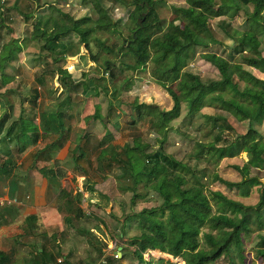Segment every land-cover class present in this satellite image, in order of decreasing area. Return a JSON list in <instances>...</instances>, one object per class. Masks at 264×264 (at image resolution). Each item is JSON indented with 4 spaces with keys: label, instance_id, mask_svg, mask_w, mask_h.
I'll use <instances>...</instances> for the list:
<instances>
[{
    "label": "trees",
    "instance_id": "1",
    "mask_svg": "<svg viewBox=\"0 0 264 264\" xmlns=\"http://www.w3.org/2000/svg\"><path fill=\"white\" fill-rule=\"evenodd\" d=\"M93 1L97 4L99 0ZM112 1L114 3L119 1L124 6L132 5L128 17L134 25L128 40L135 52L122 46H117L114 50L100 37L93 38L94 44L107 53L113 55L119 53L120 57L122 55L131 57V62H119L132 70L144 67L150 60L152 62L150 76L172 100V105L167 110L159 109L153 103L133 101L131 104L135 109L131 123L135 124L144 116L147 117L145 121L149 123V129L159 135V148L148 150L146 143L132 139L130 143L126 142L122 146L111 144L101 146L95 153L97 167L108 164L127 176L129 184L120 188L130 191L132 203L135 199L144 198L148 192L154 194L157 202L154 206L143 207L124 216L123 222L133 220L138 230V234L129 239L128 244L133 246L131 254L137 264H169L168 260L161 258L144 260L142 255L147 250H157L171 257L181 256L183 264H216L220 260L223 264H245L243 242L254 229L253 227L260 224V217L264 214V182L260 184L258 200L254 205H244L226 197L218 190L206 191L186 162L166 153L162 144L166 140L168 124L180 115L183 104L189 122L194 117L201 116L204 121L210 123L211 128H215L213 139L208 142L186 136L187 140H192L193 146L186 156L190 158L207 156L211 161H216L233 146L236 140H239L248 159L241 166L235 165L234 168L239 172L242 180H258L257 176H248V172L250 168L256 171L264 170V144L257 139L256 131L251 126L260 124L264 119V79L254 76L242 68L241 64L264 72V0H184V6L171 5L173 17L167 21L163 32L159 35L156 34L160 31L161 24L155 6L164 3L163 0ZM249 6L251 9L248 10ZM56 11L62 14L59 9ZM238 13H241L243 18L242 33L237 40L227 30L225 35L231 38L228 48L240 61L231 62L214 53L203 52L200 54L201 57L215 67L219 79L202 82L189 72L181 76L180 71L191 58L194 50L197 47L206 48L208 44L214 42L208 20L219 16L232 18ZM137 19H139L138 23ZM88 20L86 16L77 19L67 18L66 22H61L59 25L52 20L50 23L52 28L47 31L43 26L47 25L48 19L46 18L42 23L40 17L35 20L32 37L42 39L40 50L51 56L55 54L53 60L58 61L63 59L64 52L73 45L70 38L72 35L76 37L77 45L82 44L88 50L87 36L91 29L84 25ZM11 52L10 45L3 46L0 50V69L4 61L11 58ZM90 59L96 63V57L92 54ZM101 66L110 78L115 79L113 71L119 66L107 59L101 63ZM45 71H48L50 77L58 74L59 85L67 93L71 86L74 88L77 85H81L82 94L85 96L97 97L99 89L104 94L106 92L105 88L95 84L90 77L86 82L72 80L65 68L57 67L55 70ZM0 76L2 84L11 79L3 73H0ZM33 92L34 101L37 89L33 88ZM8 103L9 101L0 94V108H3L0 114V131L3 119L6 118L5 105ZM213 105L220 106L223 111L237 120H247L246 131L243 134L230 136L233 129L227 123L226 116L199 112L202 107ZM98 110L99 106L96 104L91 116L98 118L103 124V117L99 115ZM37 117V123L33 118L28 117L35 126L34 132L30 135L32 144L40 136L39 133L55 134L56 138L37 149L33 153V158L41 153L46 154V149L56 142L59 143L60 140L57 139L63 134L64 124L63 113L58 109L53 112L38 111ZM24 118L27 119L22 115L17 116L8 124L0 137V145L9 148L5 147L2 155L3 163L0 164L5 173L8 171L7 166L11 164L10 149L16 147V151L20 153L25 148L24 144L20 145L18 142L15 146L11 143L13 148L9 145L12 139L20 141L19 135L24 130L22 125ZM86 118L87 116L84 117ZM71 151L79 152V156L84 155L79 144ZM43 168L40 169L41 172ZM107 171H110L108 167ZM213 178L227 184L216 174ZM86 189L92 190V187L88 185ZM141 190L144 192H140ZM58 195L60 198H65L69 193L61 189ZM79 195L76 194V197L79 198ZM76 197H73L75 201H77ZM80 211L75 207L77 214L71 216L70 220L64 221L68 224L72 223L73 217L75 220L79 219ZM249 214L253 215L251 226L248 224ZM67 216L70 217L69 214L64 217ZM100 225L105 228L102 221L94 226L99 232L102 230ZM83 233L85 239L90 238L95 241L93 245L100 251L104 242L89 230H84ZM31 248L29 264H71L67 259L57 262L56 256L47 253L45 248L41 247L39 252L38 247ZM120 250V257L110 255L109 259L119 262L124 256V248ZM55 253L58 255L57 251ZM254 254L264 260V235L257 234ZM0 264H14L12 255L0 251Z\"/></svg>",
    "mask_w": 264,
    "mask_h": 264
},
{
    "label": "rangeland",
    "instance_id": "2",
    "mask_svg": "<svg viewBox=\"0 0 264 264\" xmlns=\"http://www.w3.org/2000/svg\"><path fill=\"white\" fill-rule=\"evenodd\" d=\"M163 2L155 6V12L161 24L160 31L156 35L163 32L167 21L173 17L171 5H185L184 0H163ZM55 8L59 9L62 14L60 15ZM131 9L132 5L124 6L123 3L119 1L114 3L112 0H99L97 4L93 0H0V50L7 45L12 48L11 58L4 61V65L0 69V73L11 78L4 84L0 83V94L9 101L5 105L6 118L1 124L0 137L8 124L17 116L27 117L22 122L26 131L23 130L19 135L20 141L12 139L9 142L10 146H15L17 142L20 145H25L24 150L20 153L16 151V147H11L13 149H10L9 157L14 162L13 164L20 160L22 164H29L31 170L40 166L39 168L44 167L42 173L45 175L52 169L57 174H61L60 177H63V189L69 195L64 199L66 203H64L63 210L59 214L57 213L56 218H58H55L60 225V230L53 233L55 234L53 239L52 237L47 238L44 243L45 247L48 245L49 250L54 253L59 246L61 250H67V248L75 250L76 254L70 258L71 261L69 260L71 264H137L131 254L133 246L128 243L133 235L138 234V230L133 220H129L127 223L123 222L124 216L143 207L157 204L154 194L151 192H148L144 198L135 199L132 203L130 191L120 188L129 184L127 176L108 164L97 167L95 161L97 149L108 144L122 146L126 142L130 143L132 139H139L147 144L148 150L159 146V135L149 129V123L145 121L147 117L144 116L141 121L135 124L131 123L132 115L135 114V109L131 107L133 101L153 103L163 110L169 109L172 105L169 95L150 76L152 65L150 60L144 67L132 70L120 64V62H131V57L127 55L120 57L119 53L116 55L107 53L103 49H98L93 42L94 37H100L114 50L117 49V46H122L135 52L128 40L134 25V22L128 17ZM249 9H251L250 6ZM84 16L89 18L84 25L91 29L87 36L88 50L82 44L77 45L76 37L72 35L70 38L73 45L64 52L63 59L54 61L55 54L51 56L40 50L43 40L32 37L33 25L37 18L41 17L42 23L46 18L48 19L47 25L43 28L49 31L52 28L50 26L52 20L59 25L61 22H66L67 18L77 19ZM208 27L214 42L208 44L206 48L197 47L194 50L193 55L180 71L181 76L189 72L202 82L219 79L215 67L201 57L200 54L203 52L214 53L231 62L240 61L237 55L228 48L231 38L225 35V30L237 40L244 28L241 13L232 18L225 16L210 18ZM120 51L122 50L120 49ZM91 54L96 57V63L91 61ZM105 59L119 66L113 71L115 79L110 78L102 68L101 63ZM57 67L65 68L74 81L86 82L90 77L95 84L106 89L105 94L99 89L97 97L85 96L82 94L81 85L74 87L75 90L71 86L69 93L63 91L57 79L58 74L50 77L48 71H45L55 70ZM241 67L254 76L264 79V72H259L243 63ZM33 88L37 89L34 101ZM96 104L99 106V115L103 117V124L98 118L91 116ZM1 109L3 108H0V114L2 113ZM55 109L62 111L64 116L63 134L57 139V141L60 140L59 143L56 142L58 144L55 143L46 149V153L58 148L59 145L66 147V153L63 151L65 155L61 160L53 159V156H50L51 161L43 162L45 153L38 154L34 158L33 153L56 136L55 134L43 135L39 133L40 136L32 144L30 135L34 132L35 126L28 117L33 118L37 123L38 111L53 112ZM199 112L226 116L227 123L233 129L230 136L243 134L247 129V120H237L218 105L202 107ZM85 116H87L86 119H84ZM251 126L256 131L257 139L264 144V119L260 124ZM166 130V140L162 144L163 150L176 159L186 162L203 184L204 190H218L226 197L244 205H254L257 202L260 184L264 182V170L249 169L248 176H257L258 180L241 179V175L234 166H241L248 157L242 150L239 140H236L233 146L216 161H211L207 156L187 157V152L193 146L192 140H187L186 136L190 139L208 142L213 139L215 128H211L210 123L204 121L201 116L194 117L189 122L188 117L185 116L183 104L180 115L168 124ZM77 144L80 145L84 155L79 156V152L71 151ZM5 147L0 145V155H3ZM2 158L3 156H0V159ZM107 167L110 171H107ZM214 174L225 180L227 184L214 179ZM88 185L92 187V190L86 189ZM55 193L53 191V195ZM78 193L80 194L79 198L76 197ZM73 197H76L77 201H74ZM54 207L55 209L60 207L56 200ZM75 207L81 210V216L76 222L67 224L64 220H70L71 216L77 214ZM65 214H69L70 217H64ZM62 219L66 224L63 225ZM98 220L102 221L105 226L103 229L100 225L101 232L94 227L99 223ZM52 223H54V219H52ZM252 223L253 215L249 214L248 224L251 226ZM39 226L42 224L40 223ZM253 228L243 242L245 264H264V260L254 254L257 234L264 235V214L260 217V224ZM84 230H89L104 242L100 251L94 247L93 239L84 238ZM38 239L39 235L34 238L35 241ZM28 240L29 238H23L16 250L32 251L30 244H26ZM118 247L124 248V256L119 262H116L109 259V256ZM88 250L91 252L88 253ZM30 252L23 254L16 263L29 264ZM142 256L144 260L161 258L168 260L169 264H183L181 256L169 257L157 250H147ZM57 257L60 261L62 260L60 256ZM216 264H223V261L220 260Z\"/></svg>",
    "mask_w": 264,
    "mask_h": 264
},
{
    "label": "crops",
    "instance_id": "3",
    "mask_svg": "<svg viewBox=\"0 0 264 264\" xmlns=\"http://www.w3.org/2000/svg\"><path fill=\"white\" fill-rule=\"evenodd\" d=\"M63 151L66 153V147L61 145L52 151H48L49 153L45 154L43 162L51 161L50 156H53V159L56 160L63 159L65 155ZM3 159L4 157L0 159V164L3 163ZM10 163L7 166L8 171L6 173L3 167L0 166V201H3L0 205V251L11 254L13 263L17 264V259L31 251L16 250L17 245L26 237L29 238L26 244H30L31 247H38V252L41 251L42 247L46 249L47 253L54 254L56 258L60 256L61 259L71 261L70 258L76 254L75 250H71V248L61 250L59 246L56 250L58 255H55L56 253L50 251L48 245L45 247L44 243L47 238L52 237L53 239L55 236L53 233L60 230V225L56 222L58 218H56V215L63 210L64 203H66L65 198H60V195H58V192L64 187L63 177H60L61 174H57L54 170L45 175L41 172L40 166L31 170L29 164H22L20 160L13 164L14 162L10 158ZM53 191L56 192V197L55 194L53 195ZM55 200L57 205L58 202L60 204V207L56 209L54 207ZM6 201L11 202L6 203ZM28 216L30 218L26 219ZM52 219H54V223H52ZM63 220L64 225L66 223ZM76 221L73 217L72 222ZM39 222L42 226H39ZM38 235L39 239L35 241L34 238H37ZM56 243H58L57 240ZM116 251L117 257H120L121 250ZM89 252L91 250H88ZM161 254L170 257L168 254Z\"/></svg>",
    "mask_w": 264,
    "mask_h": 264
},
{
    "label": "built area",
    "instance_id": "4",
    "mask_svg": "<svg viewBox=\"0 0 264 264\" xmlns=\"http://www.w3.org/2000/svg\"><path fill=\"white\" fill-rule=\"evenodd\" d=\"M11 201H6V203H10ZM3 203V201H0V205ZM6 203H4V204H6ZM111 256L112 257H117V251H113L112 253H111ZM57 262H60V260L57 258Z\"/></svg>",
    "mask_w": 264,
    "mask_h": 264
},
{
    "label": "water",
    "instance_id": "5",
    "mask_svg": "<svg viewBox=\"0 0 264 264\" xmlns=\"http://www.w3.org/2000/svg\"><path fill=\"white\" fill-rule=\"evenodd\" d=\"M138 22H139V21H138V19H137V23H138ZM117 250L119 251V250H120V248L118 247V248H117Z\"/></svg>",
    "mask_w": 264,
    "mask_h": 264
},
{
    "label": "clouds",
    "instance_id": "6",
    "mask_svg": "<svg viewBox=\"0 0 264 264\" xmlns=\"http://www.w3.org/2000/svg\"><path fill=\"white\" fill-rule=\"evenodd\" d=\"M118 258V257H117Z\"/></svg>",
    "mask_w": 264,
    "mask_h": 264
}]
</instances>
